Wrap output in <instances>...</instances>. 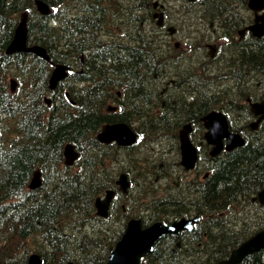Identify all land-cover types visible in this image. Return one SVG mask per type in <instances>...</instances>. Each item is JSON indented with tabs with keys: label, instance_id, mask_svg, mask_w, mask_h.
Returning a JSON list of instances; mask_svg holds the SVG:
<instances>
[{
	"label": "trees",
	"instance_id": "16d2710c",
	"mask_svg": "<svg viewBox=\"0 0 264 264\" xmlns=\"http://www.w3.org/2000/svg\"><path fill=\"white\" fill-rule=\"evenodd\" d=\"M44 1L51 7L49 16L37 12L36 0H0V264H28L32 253L42 257V264H106L126 222L141 210L147 212L145 223L201 218L191 232L164 236L145 264H217L228 258L250 226L264 227V208L258 205L264 190V131L212 159L206 179L197 174L179 187L173 179L182 172L178 129L186 122L202 128L200 117L217 107L229 117H246L249 107L243 101L257 99L264 86V36L238 38L251 17L248 0H201L197 16L207 37H198L197 59L165 68L166 55L141 33L132 36L133 47L102 45L96 21L101 1L112 0ZM136 1L137 9L149 0ZM70 4L80 14L69 27ZM23 12L29 16V43L45 47L55 62L78 60L83 73L75 81L83 86L68 80L79 73L74 62L69 78L50 92L49 63L32 54H5ZM136 18L139 26L143 19ZM214 36L224 41V56L207 68L204 45ZM168 73L171 86L180 90L170 97L164 92ZM11 78L19 82L16 92ZM115 89H122L121 97ZM47 95L50 106L44 102ZM111 102L118 111H107ZM118 122L136 124L140 142L131 148L99 143L102 126ZM68 143L80 154L72 166L65 163ZM37 170L42 184L30 190ZM121 172L133 182L131 212L114 205L113 223L96 216L95 200L108 189L118 190ZM246 206L258 213L249 219L251 225L240 226ZM240 264H264V250Z\"/></svg>",
	"mask_w": 264,
	"mask_h": 264
},
{
	"label": "water",
	"instance_id": "95a60500",
	"mask_svg": "<svg viewBox=\"0 0 264 264\" xmlns=\"http://www.w3.org/2000/svg\"><path fill=\"white\" fill-rule=\"evenodd\" d=\"M194 1V0H189ZM38 11L43 15H49V6L39 0L36 2ZM248 7L256 14L255 23L249 26L253 35L257 38L264 36V13L259 15V11L264 10V0H249ZM27 14L21 16V23L18 26L14 39L8 46L6 53L12 55L14 53H32L46 61H50L47 50L41 46L28 47L27 34L28 28L26 22ZM52 78L50 80V88L54 89L57 84L65 79L68 75V66L55 65ZM252 110L255 115H264V100L260 103H254ZM204 126L207 129L205 139L208 144L214 145L211 155L216 156L223 149L222 139L228 138L227 150H232L244 144V140L237 134H231L228 129V122L222 113L212 112L202 118ZM191 124H187L180 131V149L182 155L181 164L186 170H191L195 167L198 152L189 138ZM98 139L103 144L117 142L120 146H131L136 143L137 135L132 128L126 123H115L105 125ZM66 159L75 160L79 154L75 151L74 146L69 144L65 148ZM69 164V162H68ZM118 184L125 191L129 186L126 175H121ZM41 185L40 173L36 172L31 183L33 189L39 188ZM113 193L109 191L104 199L98 198L96 201L97 215L108 217ZM198 222V217L182 218L172 224L165 225L157 222L150 227L143 228L141 220H131L126 228V231L121 240L116 244L115 248L111 249L107 264H143L142 258L150 254L154 245L165 235L177 236L182 231H191L195 223ZM264 249V230L260 231L245 243L235 249L227 260H223L218 264H240L247 256L252 253ZM42 260L39 255H32L29 264H41Z\"/></svg>",
	"mask_w": 264,
	"mask_h": 264
},
{
	"label": "flooded vegetation",
	"instance_id": "af4514ba",
	"mask_svg": "<svg viewBox=\"0 0 264 264\" xmlns=\"http://www.w3.org/2000/svg\"><path fill=\"white\" fill-rule=\"evenodd\" d=\"M154 1H157L158 4L153 5ZM101 3L102 4H100L101 6L100 8H101L102 15L98 18L99 20L97 19L96 21V27L98 29V35L101 41L106 42L111 47H118L120 45L133 47L134 46L133 44L135 43L132 40L133 35L135 34L140 35L141 33L142 36L144 35L147 38H152V35L150 34V32L156 31L158 35L156 38L157 43L155 44L159 48L160 46L158 45H161V48L159 50L163 51V53L166 55V58H165L166 65L164 66V68L168 65H173V66L176 65L177 67L184 66L183 62L180 61L181 58H178L177 61H175V59L172 58L169 52L173 51V47H172L173 41H175L176 38L180 39V37H178L180 28L182 29L183 27L185 28V30H188L189 32H197L201 29L199 26L201 22L194 21L196 17L187 15V16H183V18L181 19L179 15L175 16L173 11H171L172 8H170V6L172 5V2L168 0H166L165 2H163V0H150L147 2L146 6H143L141 5V3H139L140 6L137 9L135 8V5L137 3L136 0H112V2L110 3L109 2L107 3L106 1H103V2L101 1ZM196 4H199V1L189 3V6L193 8V13L195 12ZM174 9L178 11L177 8L174 7ZM77 10L79 9L76 6L72 4L69 5L68 7L69 24L72 23L74 16H77L76 14H80L79 13L80 11L77 12ZM158 12L163 13L164 15L163 24L160 27L157 26V23H156L157 21L154 18V14ZM136 16H138V18L143 19V21L140 23L139 26L137 25V22L135 20L137 19ZM186 19L187 20L192 19L193 24L189 23L188 26H185ZM152 21L155 22V25L152 28H148L146 26V23L148 22L151 24ZM71 25L73 26V24H70L69 27ZM174 45L175 47H177L176 43ZM179 61L180 63H178ZM71 62L76 63L74 65H76L79 71L81 70V73H83L82 67L77 64L75 59H71V60L69 59L68 64ZM172 76L173 75L169 73L166 74V79H169L165 83V88H164V92L166 93L167 97H170L172 92H175V91H177L176 93L179 92V90L174 89V86H171ZM79 85L77 87H79ZM253 120L255 121L257 120V118L252 117V121ZM230 125L231 123L229 121V127ZM244 127L247 129L244 136L245 138L248 139L249 136L251 137L253 136L254 132L264 131V119L262 120L259 126L261 128H258L257 131H254L255 129L252 128V124L250 123V120L248 119H245L243 121L241 129H243ZM230 128L232 131L240 130L243 133V131L238 126H235L233 124L231 125ZM202 131H203L202 128H198V129L195 128L192 134V139H194V141L199 147L200 155L201 153H205L206 150L209 152L211 149V147L207 143H205L203 137L201 138L200 135L198 136L195 135L196 132L201 133ZM224 143L225 144L227 143L226 139H224ZM223 152H225V150H223L220 154H222ZM210 159H214V158L210 157V155L204 156V161L202 163L204 165H208ZM118 200H122V198ZM261 205L264 208V198L261 201ZM244 208H245V211L243 214L242 222L244 225H251V222L249 219L251 218V216H254L253 213L257 214L258 212H254L253 210H250L249 206H246ZM261 218L263 219L264 217L261 216ZM259 228H260L259 226H256L253 230L249 229V231L254 232L255 230H258ZM250 232H248V237H250L253 234V233L250 234Z\"/></svg>",
	"mask_w": 264,
	"mask_h": 264
},
{
	"label": "bare ground",
	"instance_id": "6f19581e",
	"mask_svg": "<svg viewBox=\"0 0 264 264\" xmlns=\"http://www.w3.org/2000/svg\"><path fill=\"white\" fill-rule=\"evenodd\" d=\"M37 1H39V0H36V2ZM136 8V7H135ZM36 9H37V12L39 13V14H41L39 11H38V8H37V3H36ZM189 11H190V9H188V8H183L182 9V13H189ZM25 14H27V17H28V19H29V16H28V13H26V12H24ZM41 15H43V14H41ZM44 16H47V15H44ZM189 21H190V24H192V22H193V20H191V19H189ZM188 21V22H189ZM20 23H21V17H20V21H19V24H18V26L20 25ZM26 25H27V28H28V20H27V22H26ZM18 26L16 27V30H17V28H18ZM16 30H15V32H16ZM11 43V42H10ZM72 67H73V65L71 66V65H69L68 64V68H69V71H68V78H69V76L71 75V73H72ZM74 67H76V65H74ZM76 72H79V69L78 68H76ZM81 85H79V87H80ZM118 99V98H117ZM232 152V151H231ZM64 156H65V163L67 164V165H69V166H72L74 163H75V161L76 160H78V159H75V160H71V159H69V160H67L66 159V155H65V151H64ZM68 162H69V164H68ZM36 172H39L40 173V175H41V172L39 171V170H37V171H35L34 172V174L36 173ZM41 177H42V175H41ZM122 197H118L117 198V200L118 199H121ZM178 220H180L179 218L178 219H173V220H169L167 223H169V224H172L173 222H175V221H178ZM252 236V235H251ZM250 236V237H251ZM250 237H248V238H250ZM175 238H177V237H175ZM247 238V239H248ZM246 239V240H247ZM245 241V240H244ZM243 241V242H244ZM243 242H241L237 247H239ZM199 258H201V257H199L198 256V258L197 259H199Z\"/></svg>",
	"mask_w": 264,
	"mask_h": 264
},
{
	"label": "rangeland",
	"instance_id": "374dc122",
	"mask_svg": "<svg viewBox=\"0 0 264 264\" xmlns=\"http://www.w3.org/2000/svg\"><path fill=\"white\" fill-rule=\"evenodd\" d=\"M176 6H177L178 11H176V9H174L173 6L171 7V8H172L171 11H173V13H174L175 16H178V15H179V16L181 17V19H182L183 16H185L184 13L181 12V11H182V6H181L180 4H177ZM168 8H169V7H168ZM194 21H195V22H201V20H200L199 18L194 19ZM189 23H190V21H189ZM192 24H193V23H192ZM199 26H200V27H203V23L201 22V24H200ZM180 38H183V33H181ZM189 38H190V40H192V41L194 40V37H193L192 35H190ZM176 40L179 41V42H182L183 45H184L183 39L176 38ZM219 44H222V41H220V40L217 41V45H219ZM158 46L161 47V45H158ZM183 47H185V46H183ZM219 51H220V50H219ZM15 83H16L15 88H19V82L16 81ZM179 92H180V90H179ZM157 112H158V110H157ZM146 143H147V140H146ZM181 177H182V176H181ZM189 178H191V176H190Z\"/></svg>",
	"mask_w": 264,
	"mask_h": 264
}]
</instances>
